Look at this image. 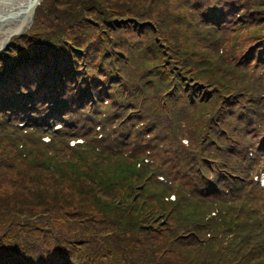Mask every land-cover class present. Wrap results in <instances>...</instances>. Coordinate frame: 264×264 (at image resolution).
<instances>
[{
    "label": "trees",
    "instance_id": "obj_1",
    "mask_svg": "<svg viewBox=\"0 0 264 264\" xmlns=\"http://www.w3.org/2000/svg\"><path fill=\"white\" fill-rule=\"evenodd\" d=\"M86 1L88 20L77 17L84 1L71 0L63 11L54 10L62 12L61 17L47 14L50 25L42 34L31 35V28L26 35L12 38L11 54L0 57V121L4 125L0 136L7 144L3 139L1 143L11 153L16 142L20 152L7 157L0 153V168L34 175L26 183L25 177L12 182L11 189H18L13 201L19 208L0 203V264H264V192L249 193L243 187L248 151L240 168L221 167L215 153L223 150L229 139L235 140L233 133L239 128L236 115L257 104V76L242 77V72L229 68L225 62L230 59L228 40L220 52L218 37L197 28L203 0H129L133 7L128 15H111L106 6L109 0ZM221 1L228 15L231 8H240L250 18L257 13L251 25L259 20L264 27V0H215ZM42 4L35 18L47 13L42 12ZM208 7L212 11V5ZM179 9L190 13L183 17ZM65 17L70 19L65 21ZM175 21L184 24L188 37L170 29ZM167 28L170 34L166 39L162 32ZM127 29L148 32L151 37L145 45L128 49H114L115 41L103 46L111 34ZM104 30L111 32L106 38L101 35ZM68 34L73 36L68 38ZM92 35L97 37L91 40ZM181 42L187 45L181 46ZM249 51L254 61L261 59L264 38L245 47L240 56ZM157 52L167 60L166 68L174 80L169 92L178 86L185 94L170 97L171 113L177 121L183 116L187 123L176 132V121L163 113L162 102L147 109L159 120V130H144L149 122L145 118L138 133L147 132L159 145L165 143L166 153L176 158L172 165L168 163L169 169H174L171 173L176 172L174 180L181 179L177 166H188L184 159L192 160L191 167L201 165L203 170L197 167L195 178L185 175L180 192L159 181L158 175H145L142 163L137 166L132 158L99 156L94 150L85 152L68 145L59 148L39 139L30 147L20 134L5 126L8 118L30 120L36 109L42 111L40 123L58 120L69 109L86 103L90 91L95 92L94 100L102 96L103 101L115 104L110 94L115 87L124 88L127 68H140L143 55L150 56L151 65L156 63ZM113 60L123 66L105 73L106 64ZM261 65L264 67V58ZM140 76L134 74L129 80ZM127 87L135 95L131 81ZM126 106L131 103L121 105L120 112L125 118L133 116L132 108ZM129 126L133 128L132 120ZM160 132L167 137L160 138ZM259 140L257 152L264 158V134ZM147 144L145 141L132 150L137 158L148 155ZM65 179L74 189L64 185ZM29 186L34 192L30 200L21 193ZM104 197L110 202L102 201ZM63 214L86 234L56 232Z\"/></svg>",
    "mask_w": 264,
    "mask_h": 264
},
{
    "label": "rangeland",
    "instance_id": "obj_2",
    "mask_svg": "<svg viewBox=\"0 0 264 264\" xmlns=\"http://www.w3.org/2000/svg\"><path fill=\"white\" fill-rule=\"evenodd\" d=\"M69 1L71 0L44 1L42 5L45 9H43L42 12L47 11V13L45 12L43 16L39 15V18H35L34 26L31 27L34 28V31L33 34L31 33V35L42 34L44 30H46V27L50 25V23L47 22V14L54 13L55 16L61 17L63 13L54 12V10L59 8L61 11H63L65 5L68 4ZM72 1L73 3H81L84 1V5L78 7L77 17L79 20L84 18L87 19L88 15H86V11L90 8L86 5V3L89 4V2L86 0ZM221 2L222 4L216 3L215 0H210L208 3H206V0H203L202 4L204 5V11L202 14H199L197 28L199 29L200 27V29L204 31L205 35L213 32L214 35L218 37V48L220 49V52L223 50L225 40H228L229 43L227 46L230 48V59L226 58L225 62L228 64L229 68L237 72H242V77L248 76L250 74L253 76L256 75L257 80H255L254 85L259 92V100L257 104L252 106L250 110L246 111L243 115H236L237 121H239V128L233 133V138L235 140L229 139L224 145L223 150L215 151V153L219 156L220 163H222L221 167L240 168L242 160L245 157L247 151H257V145L260 141L259 137L264 134V67L261 65L264 56H262V58L258 61H254V55L250 51L244 57H241L240 55L245 47H253L255 41L264 38V27L261 26L259 20L257 21L258 23L251 25L254 18L257 17V13L254 14L253 18H250V15L247 12H242L240 8H231L232 13L228 15L226 10H224L223 4H225V2ZM199 3L200 2L198 1V4ZM209 5H212V11L208 10ZM106 6H109L108 11H111V15H125L130 11V8L133 7L129 0H109ZM179 11V14L183 17L189 15L190 13L184 9H179ZM128 14H130V12ZM65 19V21H68L70 17H65ZM236 19L240 21L237 25L234 22ZM214 27H217V29H213ZM243 27L245 29H243ZM101 28L104 27L101 25ZM170 29L172 31L176 29V32L181 31V33H184L183 35L187 37L189 36V33L186 34L184 31L183 23L181 26H179L178 22L175 21L173 25H170ZM109 33L111 32L104 30L101 35L106 38ZM169 34L170 32H168V28L167 30L163 29L162 37L167 39ZM72 36L73 34L67 35L68 38H71ZM95 37L97 36L92 35L90 39L93 40ZM150 37L151 36L148 32L138 34L131 31L130 29H127L122 34H111L103 46H108V44L115 41L113 44L114 49H128L132 45H145V42L149 40ZM100 39L102 40V38ZM109 39L111 40L110 42L108 41ZM14 43L15 42L10 41L8 47L0 51V57L10 55L11 47L14 46ZM186 45L187 44H184V42H181V46L185 47ZM153 47L155 48V46ZM110 49L111 47L108 50ZM248 57H250V59L246 60ZM2 60L3 59H0V64ZM156 60V63L151 65L150 56L143 55L140 59V63L142 64L140 68H127L128 80H125L124 88L120 89L119 87H115L110 94L115 104L110 105V102L107 103L106 101H103L102 96L99 100H94L93 95H95V92L90 91L87 97V102L80 104L78 109L75 110V116H70L69 114L64 116L63 121H65L70 128L64 129L62 127L60 130H57L56 128L58 127L49 126L42 131L44 136L43 140L45 141L41 142L44 143L46 141L52 140V143L57 144L60 148V146L63 147L73 143L77 145V143L80 144L83 141L85 145L83 148L85 150H82L85 152L93 150L96 152V150H98L99 156L120 158L122 160L132 158L137 166H141L142 163L145 175H149L150 177L162 175L163 183H170L171 185H174V188L180 192V190L184 187L183 185H185V175L188 179L192 177L195 178V169H197V167L198 169H202V167H200L201 165L194 164V166L191 167L192 160L187 161L188 159H184L183 161H186L188 166H177V173L181 179L174 180L173 176L176 175V172L171 173V171H174V169L171 168L170 170L168 163L172 165V159L176 158L172 154L166 153L165 143L159 145L157 141H153L147 132L138 133V130L141 127V119L145 118H149V122L144 126V130H159V120L151 117V114L147 111V109L153 105H160L162 102L163 113H165L167 117L176 121V132L180 131L187 123V121H184L183 116L177 118L178 121L173 117L169 102L170 97L174 96L175 94H180L181 96H184L185 94L181 91V87L178 86L176 90L172 88V90L169 92V89L172 87L171 84L174 80L171 79V74L168 68H166L168 62L167 60L165 61L161 59V53L159 52L156 53ZM2 66L3 65H0V68ZM119 66L121 67L123 65L118 61L113 60L110 65L106 64L105 73L109 72L110 70L118 71ZM88 73L89 74L87 75V78L90 80L92 79L93 72L91 71ZM114 73L116 76L118 75L117 72ZM139 73L141 75L140 78H133L129 80L132 75ZM128 81H131L135 85L134 89L136 90V96L132 94L133 89H128ZM162 91H165V94H163ZM126 102L131 103V106L126 107L132 108L131 114L133 115L127 118H125L124 114L120 112L121 105ZM130 120L133 122V128L129 126ZM60 124L62 125V122H60ZM121 124L125 125L121 126ZM3 126V124L0 125V130L3 128ZM51 128L56 129L54 132H60L55 134L52 132ZM247 130H251V132L248 133ZM22 132L25 133L20 134L23 141L27 142L30 147H35V143L39 142L37 139H39L40 135L32 133L30 130H22ZM159 136L160 138L165 139L167 134L165 132H160ZM2 139L7 144L6 139L0 136V153L3 152L5 157L11 156V153L20 155L19 149L16 147V142L13 143L14 151H11L10 153L9 149H7L6 146L1 143ZM145 141L148 142L147 147L149 149V153L148 155H142L140 158H137L136 152H133L132 150L139 148V145ZM186 143L184 142V144ZM75 148L76 147L73 149ZM155 155H157V157ZM142 159L144 160L142 161ZM139 160L142 162H139ZM249 163L250 157L247 155L244 165L247 166ZM0 165H2V162ZM24 177L26 179V183L32 181L34 175H32V172L26 174V176L19 175L16 169H14V172H10L5 169L3 170V167L2 169L0 168V203L1 201H5L18 207V205L13 201V199H15L14 195L18 189H11V186L12 182L15 183L18 179ZM158 179L161 180L160 177ZM64 185L71 189H74L75 187H71L70 182L66 179L64 181ZM28 188L29 190H27ZM248 189V187L245 188L246 191ZM21 193L24 198H29L30 200L34 192L33 188L29 186L21 190ZM173 198L174 195H171L170 200ZM102 201L106 203L110 202L109 199L105 197L102 199ZM67 217L68 216L65 214L62 215L61 222L59 223L56 232L61 230L65 233V235H78L79 237L86 234L85 232H82L80 228L70 220V218L67 220ZM104 231H108V228L104 227ZM88 233H90L89 229ZM88 261L90 262V260Z\"/></svg>",
    "mask_w": 264,
    "mask_h": 264
},
{
    "label": "water",
    "instance_id": "obj_3",
    "mask_svg": "<svg viewBox=\"0 0 264 264\" xmlns=\"http://www.w3.org/2000/svg\"><path fill=\"white\" fill-rule=\"evenodd\" d=\"M46 0H0V51L33 26L37 7Z\"/></svg>",
    "mask_w": 264,
    "mask_h": 264
},
{
    "label": "clouds",
    "instance_id": "obj_4",
    "mask_svg": "<svg viewBox=\"0 0 264 264\" xmlns=\"http://www.w3.org/2000/svg\"><path fill=\"white\" fill-rule=\"evenodd\" d=\"M185 143H186V141H185Z\"/></svg>",
    "mask_w": 264,
    "mask_h": 264
}]
</instances>
